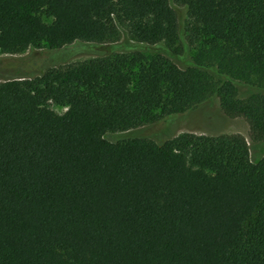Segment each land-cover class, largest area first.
Returning a JSON list of instances; mask_svg holds the SVG:
<instances>
[{
	"label": "trees",
	"instance_id": "16d2710c",
	"mask_svg": "<svg viewBox=\"0 0 264 264\" xmlns=\"http://www.w3.org/2000/svg\"><path fill=\"white\" fill-rule=\"evenodd\" d=\"M41 48L0 64V264H264V0H0V54Z\"/></svg>",
	"mask_w": 264,
	"mask_h": 264
},
{
	"label": "rangeland",
	"instance_id": "374dc122",
	"mask_svg": "<svg viewBox=\"0 0 264 264\" xmlns=\"http://www.w3.org/2000/svg\"><path fill=\"white\" fill-rule=\"evenodd\" d=\"M172 8L176 11L177 16H178V28H179V32H180V39L182 41V43L188 47V55H184L182 57V59H176L174 60L175 63L181 67L184 68L186 67L189 62V56L192 57L194 54V49L195 47L189 44L188 41V29L189 26H191L192 24V19L186 14L185 9L176 3H171ZM42 19L46 22V23H50L51 20L50 19H46L44 16H42ZM124 38H126V40H128V50H142L144 56L146 57H152V56H156L157 54H159L160 52H163L161 49V46H146L143 47L142 45H139L136 43V41L130 39L128 36L121 34L116 42H121ZM141 46V47H140ZM143 47V48H142ZM51 56V52H49L46 48H41V49H29L26 50L22 53L16 54V55H8V54H0V64H11L14 63L17 60H24V61H31L34 59L38 60H42L44 58L50 57ZM96 58H93L91 56H80L77 57L75 59H73L72 61H70L67 65H60V67H66L69 65H75V64H79L85 61H89V60H94ZM208 73L217 81H224V78H222L221 76L217 75V73L213 70H208ZM235 90H236V94L238 98H245L250 96L251 94L255 93L256 90L243 85V84H239V83H233ZM218 106V101L216 100L213 105L211 106L210 109H215ZM50 109L53 110L54 112H56L57 114H62L64 113V109L58 107V106H54V105H50ZM211 119V115H209L208 113L205 112H198V113H194L191 116H189L187 119H185L186 121L184 122H175L174 125L169 127V132L172 133V135L165 140L168 139H172L178 136H181L185 133H192V134H196L199 135L201 134V127L199 125H207L208 124V120ZM213 125L218 126V130L222 131L221 134H239L241 136H243L247 141H249L248 137H249V133H248V127L246 125V123L244 122V120L242 119H234V120H218L217 118V123H214ZM200 127V128H199ZM157 127L153 128L151 130H148L146 132L147 135H153L154 132L157 131ZM110 137H108L107 139H109ZM251 156L253 158V160H257L259 157L264 156V146L263 147H258V148H251Z\"/></svg>",
	"mask_w": 264,
	"mask_h": 264
}]
</instances>
